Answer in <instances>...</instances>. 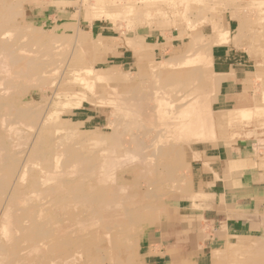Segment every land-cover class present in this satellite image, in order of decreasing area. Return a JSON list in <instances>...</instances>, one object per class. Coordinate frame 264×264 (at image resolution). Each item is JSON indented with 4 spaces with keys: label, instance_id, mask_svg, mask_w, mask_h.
<instances>
[{
    "label": "bare ground",
    "instance_id": "6f19581e",
    "mask_svg": "<svg viewBox=\"0 0 264 264\" xmlns=\"http://www.w3.org/2000/svg\"><path fill=\"white\" fill-rule=\"evenodd\" d=\"M26 1L27 0H0V225L3 224V220L10 218L12 221L11 227L13 226L14 229L11 231V234H17L10 242L6 240L2 242L0 240V264H135L137 262L135 261L136 257L133 256V244L136 240L135 237H137L139 227H144L145 223L152 224V217L159 211L158 215H160V217L164 216L167 220L171 219L169 217L168 205L163 204L161 200L165 192L163 187L167 180H165V177L156 173H158L161 168L174 171V169L179 165L181 166V164H183L182 162L185 160V157L179 159V155L184 152L179 149L173 151V149L170 150L165 147V145H160L161 140H164L163 143L165 144V140L168 142L170 139L175 140L174 138H179V144H182V146L184 144L191 146L198 142L202 144L206 143L204 139H207L209 135L215 137L214 131L217 126H221V131H224L222 133L225 134L223 136H226L225 124L231 123L232 120L236 121L239 116L246 118V116L251 113V109H249L250 111L247 113L243 110L244 108L235 109V115L230 113V109L226 113L228 114L227 118H225L226 116L212 118L209 114L204 112H196V107L191 104L189 107L185 106L186 109H181L180 111H173L172 109V111L168 112L166 107H168L167 105H169V103L163 96H159L158 99L154 98V102L155 100L157 101L155 111H157L160 117L161 115L163 116V114L166 115V112L168 115L171 114L173 117L175 116V124L173 128L169 127V125L166 126V129L163 128L164 130H160L157 133L158 141H156L155 144H158V148L156 147L157 150L154 156L150 155V158L153 160L150 159V161H152L148 164V169L155 174L151 176L150 179L148 178V181L146 180L154 189L151 188L145 191V187H143L144 190L139 188L138 190L133 189L126 192L127 188H135L138 181L144 182L145 174L142 176H139L141 174L136 175L137 173L133 174L134 177L132 180L130 179L131 181L129 182L126 176L128 177L131 172L126 171V174L119 178L114 176L115 174L113 171L119 166V162L130 154V151L125 149L123 155L115 157L117 154V147H120L117 135L123 132L130 133L129 129L136 124L135 121H145V104H147V100H149L147 99L145 101L144 91L146 90V84L144 83V87L140 85L134 87L132 84L125 85V87H127L126 89H131V92L128 94L126 100L123 101L122 99L115 102L112 110V116L115 118L112 121L113 125H116L117 128L122 126L124 131H113L114 140L107 141L106 138H102V148L98 145L100 144L99 141L92 143L85 134L83 135L75 132L71 134L67 133L66 131L72 130L74 126L61 119L58 114L59 108L55 107L57 101L55 102L52 100V102L46 105V108H43L44 105L41 108L39 107L41 105L39 102H41L42 99L39 102L25 100L29 97L33 98L28 94V92L32 90H36L39 94L47 93V91L50 90L53 97H61L63 95V93L60 92L62 89L58 88L59 85L53 88L56 79L47 77L49 72H51L48 69L47 63H44L42 61L43 59L41 60L40 57L35 58L29 54L32 52L29 50H32L33 45L44 46L42 40H45V37L44 34L39 31L31 32L24 26H21L22 29L19 28L16 13L19 10L25 9ZM110 1L97 0V4L104 5V3L107 4V2H109V4L116 3L115 0ZM194 1L196 0H182V3L179 4L184 6L181 12L179 6H177V8L175 4L170 5L174 10V18L177 17L176 22H181L183 20L187 21L188 25H190V15L192 14L186 12L194 10L192 9ZM220 2L223 3V6L233 7L234 9H232V11L235 10L236 13L239 14L240 12L241 14L243 8L242 4H238L237 2V4H235L234 0H220ZM214 5L216 4L214 3ZM259 5L261 7L260 12L263 13L264 16V0H251L247 7H245V10L250 11L255 8L259 9ZM99 13V15L103 14V12ZM178 15H180L179 18ZM108 16L111 17V15ZM244 18V30L248 33L252 43H257L260 44V47H264V36L260 34V30L254 31L250 29V21L246 16H244ZM261 18L262 20L259 24L264 31V18ZM197 20L198 19H196V21ZM144 21L143 19H138L132 23L140 25ZM150 22L151 21H149L148 24ZM155 22L157 21H154V23ZM197 25L196 23V26ZM8 26L15 27V33H11L10 35L13 36L10 38L15 43L9 39L10 31L6 29ZM215 33L217 36L214 41L211 43L210 39L207 48L204 47V49H202H206V51H202L200 54L198 53V57L195 55L200 62H203L207 58L208 60H206V63L208 65L213 64L210 48L216 44L230 43L231 41V32L228 29L222 32L216 30ZM25 35L29 36L31 43L29 42L30 44H26V46H22V44L18 45L17 40L22 36L23 38L26 37ZM189 36L193 37L192 46H189V50L196 49L195 47L197 45L195 41L199 40L201 36L196 33H192ZM242 38L243 36L239 34L234 36L233 42L235 46H239L238 40ZM70 44L72 46V43ZM127 44L132 46L134 50L142 53L148 52L149 50L147 49L146 42L141 43L138 40H129ZM102 45L103 43H91L90 49L99 52L101 51ZM44 47L38 53L44 54L46 51H49L47 46ZM251 48L252 47H250V49ZM253 48L257 47L253 46ZM259 52L260 55L264 56L262 48H260ZM220 55L222 56V54ZM92 58H94V56ZM92 58H90L91 61H94L95 59L93 60ZM190 58L192 59L194 57L191 56ZM171 59H168L169 61L161 67L159 65L151 68L152 79H154V82L157 84H166L168 81L173 80L172 85H175L178 84L180 80L185 81V79L188 83H191V78H189V76L198 77V74H200L194 67L184 70L182 73L166 71L164 66L166 67L171 64L175 66V64L179 62L183 64V61L188 60L186 55L174 58L173 60H176L174 62ZM80 61L81 58L76 59V63H80ZM191 61L194 63L195 60ZM189 63L191 64V62ZM4 70L6 71L2 72ZM88 70L89 72L92 71L91 69ZM211 71L213 73L212 68ZM186 76H188V79ZM61 79L64 81L63 78H59L58 80L61 81ZM79 79L80 77L77 76L75 80L79 82ZM91 79L98 80V77L91 76ZM218 79L216 78V83L219 85L220 80ZM83 80L86 81L85 79ZM184 81L182 83H184ZM82 84L84 85L85 83ZM135 89H137V91ZM106 95H108V93ZM83 96L77 101V105L81 104V100L84 99ZM49 99L50 98H48V100ZM113 100L114 99H111V101ZM182 102L183 100L181 104ZM149 104L150 103H148V105ZM152 107L155 109L154 106ZM255 107L257 108H253L254 110L264 113L263 104H256ZM136 117H142L144 120H135ZM249 117L251 118L250 115ZM164 119H166V117ZM165 125L163 127H165ZM140 129L143 131L141 130L142 135L138 140V144L141 147L140 149H145V134L147 135L149 130L145 133L146 129L144 126L142 128L140 127L139 130ZM234 135L237 136L240 134L236 132ZM153 138L156 140V137ZM142 157L145 160V154ZM39 162L43 163L41 170L36 169V166L40 165ZM248 165L250 167L253 164L248 163ZM144 166L145 162L142 165L143 168L137 167L136 169H145ZM239 166L241 165L234 163L233 169H240ZM76 167L80 171V174L77 175L79 178L77 179L74 178L75 175L71 176L68 174L69 171L72 169L74 170ZM211 168L213 167L211 166ZM100 172L105 173V175L100 174ZM58 173H60L59 176L57 175L56 178H53V176ZM174 176L175 175H173V177ZM104 181L109 183L108 186L103 184ZM115 181L118 182L119 188L118 186H116V189L114 188L113 182ZM184 188L187 189L186 187ZM123 189H125V191ZM122 193H126L124 198ZM37 195H42V197L38 198ZM166 195L167 194H165V197ZM115 209L119 212L116 221H111L109 217L106 218V221L102 219L104 222L100 220L104 212ZM92 223L93 225L99 223L101 231L93 232L89 230V228H92ZM73 228H75V230H73ZM11 236L12 235H10V238ZM213 255L214 264H264V243H245L242 241L238 243L235 248L217 249L214 251Z\"/></svg>",
    "mask_w": 264,
    "mask_h": 264
},
{
    "label": "rangeland",
    "instance_id": "374dc122",
    "mask_svg": "<svg viewBox=\"0 0 264 264\" xmlns=\"http://www.w3.org/2000/svg\"><path fill=\"white\" fill-rule=\"evenodd\" d=\"M115 1L116 3L109 4V2H107V4L104 3V5L97 4V0H38V2H40V5H38L39 3L35 5L32 3V1L29 0L26 1V7H36V6L37 7L39 6V8L47 7L46 10L39 11L37 15H35L34 12L25 10L26 9L25 7L24 10L17 11L16 18L19 23L18 24L19 28L22 29L21 26H24L28 31L31 32L39 31L40 33L44 34L45 40H42V44H44V46H47V48H49V51H46L47 54L38 53L44 47L41 45H37V46L33 45L32 50H29L32 52H30L29 54L34 56L35 58L40 57L41 60L43 59L42 61L44 63H47L49 67L48 69L51 71V72L48 71L49 74L47 77L51 79H56L55 83L53 84V88L56 85H59L58 88L62 89L60 92H62L63 95L61 97L58 96L53 97L50 90H48L47 93L44 94H39L36 90H32L29 91L28 94L33 98L29 97L26 98L25 100L39 102L42 99V101L39 102L41 103V105L39 106L41 108L43 105H44L43 108H46V105L49 102H52V100H54L55 102L57 101L55 107L59 108L58 114L60 115L61 119L74 126L72 130L66 132L70 134L73 132L81 133L83 135L85 134L89 138L90 142L95 143L96 141H99L100 144L98 145L100 148H102L101 147L103 142L102 138H106L107 141L114 140L113 131L115 130L119 132L124 131L122 126H119V128H117L116 125H113L112 121L115 118L114 116H112L113 113L112 110L115 102L122 99L123 101L126 100L128 94L131 92V89L130 90L126 89L127 87H125V85L132 84L134 87H138L139 85L141 87H144L146 84L145 86L146 90L144 91L145 101L147 99L149 100H147V104H145L146 105L145 106L146 116L144 118L145 121L142 122L135 121L136 124L129 129L130 133L123 132L117 135V140H119L120 147H117V151H116L117 154L115 155V157L118 155L119 156L123 155V151L125 149L129 150L130 154L119 162V166L113 171V173L115 174L114 175L115 177L119 178L122 175L126 174V171L131 172V174L128 177L126 176L128 182L131 181L132 178L134 177L133 174L136 173H137L136 175L141 174L139 176L145 174L144 182L138 181V184H136L135 188L132 187H130V189L127 188L126 192L128 190L131 191L133 189L138 190L139 188L141 190H144L143 187H145V191H148V189L151 188L154 189V187L150 186L149 182H147L148 178L150 179V177L154 176L155 174L153 171L148 169L149 166L148 164H150V162L153 160L152 158H150V155L154 156L158 148V144L157 145L155 144L156 141H158L157 138L158 131L166 129L167 128L166 126L169 125H170L169 127L173 128L175 124L174 123L175 116L173 117V115L171 114L168 115V113L166 112V115L163 114V116L161 115L160 117L157 111H155L157 101L155 100L154 102L153 99L154 98L158 99L159 96L161 97L163 96V98L169 103V105H167L169 108L166 107V109H168L167 110L168 112L172 111V109L173 111H180L181 109H186L185 106L189 107V105L191 104L194 107H196L195 110L196 112L198 111L204 112L206 114H209L212 118L219 116H226L225 118H227L228 114L226 113L228 110L222 111L221 107L214 105V103L218 100L219 85L216 83L215 75L211 71V68L213 66L208 65L206 63V60H208L207 58L203 62L197 60L198 59L197 55L198 53L200 54L202 51L203 52L206 51V49L205 50L202 49H204V47L207 48L208 46L207 44H209L210 39H211V43L214 41L215 37L217 36L215 33L216 30H219V32L227 30L226 27L228 26V23L226 22H229L230 19H235L237 20L238 27L237 30L232 33V37L238 34L240 36H243L244 41L246 42V50L248 49L247 51L252 56L253 61L257 65V70H258L257 74L254 76L252 80V82L255 83L256 87L255 89L251 88L249 92L250 94H248L247 96V99L249 101L251 100L253 103L252 105L254 106H252L251 108L243 109L246 111V113L250 111L249 109H251L250 111L251 113H249L251 118L249 117V115L246 116V118L239 116V118L236 119V121L232 120L231 123H226L225 124L226 126L224 127L226 130L225 132L227 134L226 136H223L225 134L222 133L224 131H221L220 128L221 126H217L214 131L215 137L209 135L207 139H204L206 143L202 144L201 142H198L197 144H193L191 146L193 148L195 147L197 149H200L202 147H209L211 145V142L212 144L220 143V145L225 144L233 148V154L231 155L232 158L233 157L238 158L239 156L241 158H246V159L255 157V158H259L260 160V157L261 158L264 157V113L260 111L257 112L256 110L253 109V108L255 109L257 108L255 107L256 104L257 105L263 104L264 107V56L260 55L259 52L260 48H262L264 52V47H260V44L257 43L253 44L251 38L248 36V33L245 32L243 26V21L245 19L244 16H246L251 23L250 29H253L254 31L260 30L259 31L260 34L264 36L263 28L259 24L260 21L262 20L261 17L264 18L263 13L260 12L261 11L260 5H259V9L255 8L254 10L248 11L245 10V7H247L248 3L251 2V0H234L235 4L238 3V4H242L243 6L241 10L242 15L240 14V12L239 15L238 13L235 12V10L232 11V9H234L233 7L223 6V3H221L220 0H215V1L206 0L207 2L205 0H196L194 1V4H192V9L194 10L186 12L192 14L190 15V21H191V22L189 21L190 22L189 24L191 25L190 26L188 25L187 21L182 20L181 22H176L177 17L174 18L173 15L174 10L172 9V7H170V5L175 4L176 7L179 6L181 12L184 8L183 5H179L182 3L181 2L182 0H177V1L176 0H115ZM41 3H48V4L44 5ZM214 3L216 5H214ZM99 12H103V14L99 15L100 14ZM108 15H111V17ZM179 17L180 15H178V18ZM138 19H143L145 21L140 25L132 23L133 21H136ZM196 19L198 20L196 21ZM147 21L148 22L157 21V22L153 24H150L151 23L150 22L148 24ZM196 23L198 24L197 26ZM203 25L206 27H204ZM6 29L10 31L9 39H11L13 36L10 35L11 33H15V27L8 26ZM192 33L194 34L196 33L201 37L199 38V40L195 41L196 42L195 44L199 47L196 46L195 47L196 49L189 50V46L190 47L192 46V41H193V37L189 35ZM25 36L26 37L23 38L22 36L20 37V39L17 40L18 45L22 44V46H26V44L31 43L29 40L30 39L29 36L28 35ZM129 40L132 41L138 40L141 43L146 42L147 49H149L148 52L142 53L140 51L134 50L132 46L127 44ZM70 43H72V46ZM91 43H95V44L103 43L101 51L96 52L91 50L90 49ZM253 46H256L257 48H253ZM250 47L252 48L250 49ZM210 49L212 52V48ZM182 55H186V58L188 60L186 61L181 60L183 61V64L179 62L178 63L179 65L174 63L175 66H173L172 64L167 65L166 67L164 66L166 71L182 73L184 70H188L194 67V69H197L200 73L198 74V77L189 76V78H191L190 79L191 83H188V81L185 79V81L183 80L184 83H182L183 81L180 80L179 83L175 85H172L173 80L168 81V83L166 84L163 83L157 84L156 82H154V79H152V75H151V68L153 66L160 65L161 67L165 65L167 61H169L168 59L172 58L171 60H173L174 58L181 57ZM190 55L194 58L191 59ZM195 55L197 57H195ZM93 56L94 58H92ZM78 58H81L80 63H76V59ZM90 58L95 60L91 61ZM191 60H195L196 63L195 61L193 63V61ZM174 61L176 60H173V62ZM189 62H191V64ZM88 69H91L94 72L92 71L89 72ZM5 71L6 70L2 72ZM77 76L80 77L79 82L78 80L77 81L75 80ZM91 76L98 77V80L91 79ZM59 78H63L65 82L62 81V79L61 81L58 80ZM82 78L85 79L86 81H84ZM186 78L188 79V76H186ZM82 83L85 84L83 85ZM197 89H199L200 92ZM135 90L137 91V89ZM107 93L108 95H106ZM82 96L84 97V99L81 100L80 105H77V101H79V99ZM48 98L50 99L48 100ZM184 98L186 99V101ZM111 99L114 100L111 101ZM179 100L181 101L183 100L184 104L183 102L181 104V101ZM148 103H150L149 105L151 107L148 105ZM152 106H154L155 109ZM230 111L229 112L231 114L235 115L234 112L235 109H231ZM167 116L169 117V119ZM165 117L166 119H164ZM140 119L143 118L142 117L135 118V120H140ZM164 121H166L167 123ZM168 122L170 123L172 122V123L170 124ZM164 125L165 127H163ZM143 126L146 129L145 133H147V131L149 130L148 132L149 135L145 134V149H140L141 147L138 144V140L141 137L142 135L141 133L143 130L142 129L139 130V128L140 127L142 128ZM236 132H238L240 135L235 136L234 134ZM153 137H156V140ZM174 139L175 140L170 139L168 142L167 140H165L166 141L165 144L163 143L164 140H161L160 145L162 146L165 145V147H167L170 150L173 149V151H177L179 149L182 152H185L186 149L187 150L189 149L188 148L189 146L187 147V145L185 144L183 146L182 144H179L180 142L179 138H174ZM238 143L242 145L241 147L242 151L235 150ZM144 154H145V160L142 157L144 156ZM183 157H185V155L184 153H181L179 155V159H183ZM150 159L152 160L150 161ZM144 162H145V166H144L145 169H136L137 167L143 168L142 165ZM39 163L40 165L36 166L37 170H41V168L43 167V163L42 162ZM182 163L184 165L183 164H181V166L179 165L176 169H174V171L168 169L165 170L164 168H161L159 169L160 171L156 173L165 177V180H167V182L163 187L165 192L161 200L162 203L167 204L168 207L169 206H171L172 208L177 207L179 206V203L181 201H184L186 199L189 200L198 199L200 203L205 202V199H202L203 195H201L204 193L205 190L204 188L199 187L197 184L193 182V178H192L193 172L191 171V168H189L190 164L186 163L185 160ZM253 166L255 165H251L250 167ZM243 167L244 168L249 167L248 163L239 166L240 169H242ZM238 170L239 169H236V171ZM59 174L60 173L54 175L53 178H56L57 175L59 176ZM68 174L71 176L75 175L74 178L77 179L79 178L77 177V175L80 174V171L76 167L74 170L72 169L71 171H69ZM100 174L105 175V173H101V172ZM173 175L175 176L173 177ZM103 184L105 186H108L109 183L107 181H104ZM113 185L115 189L117 188L116 186H118L119 188L117 181L113 182ZM184 187H186L187 189H185ZM123 190L125 191V189ZM165 194H167L166 197ZM125 195L126 193H122L123 198L125 197ZM37 197L38 198L42 197V195L41 196L37 195ZM163 198L166 199L164 200ZM200 203H198L197 206L196 205L193 206L194 207L196 206V208L199 207L206 208V206H202L200 205ZM197 210L199 214H202L204 212V210H200V209ZM263 211L264 210L257 212L258 224L256 225V227H258L261 230L259 231V233H257V235L251 237L230 239V241H228L226 245H221L217 249L235 248L238 245V243L242 241H244L245 243H259V242L264 243V220H263L264 212ZM118 213L119 212L117 209L111 211L108 210L104 212L103 217H101L100 220L104 222L106 221V218L109 217L111 221H116V217ZM158 213L154 217H152V221H151L153 222L152 224L145 223V226L139 227L137 231V237H135L136 240L134 241L133 244L134 246L133 256L136 257L135 261L137 262L135 264H164L163 262L160 263V261H158V263L155 262L154 256L156 253H158V251L157 252L147 251L141 245L142 235L145 233V230L150 229L148 228L149 226L158 223L160 219H162V217H160ZM169 213H171L170 209H169ZM176 213L179 214V209L176 210ZM202 215L204 216V213ZM211 215H212L211 213L210 214L208 213L207 216H211ZM221 217L222 216H218L217 218L218 220H220V222L222 221ZM11 223H12L11 219L6 218V220H3V224L0 225V240L2 242L3 241L5 242V240L10 242V240L12 241L13 237L17 235V234L15 235L14 233L11 234V231L14 230L13 226L11 227ZM208 224H209L208 220L205 219H201L200 222L197 223L198 227L201 228L203 232H205V229L207 228ZM218 226L220 228L222 226V223H218ZM91 227L92 228H89V230L93 232L101 231L99 223H97L96 225H93L92 223ZM73 230H75V228H73ZM10 235H12L11 238ZM213 260L214 257L212 258V264H214Z\"/></svg>",
    "mask_w": 264,
    "mask_h": 264
},
{
    "label": "crops",
    "instance_id": "0c3cea01",
    "mask_svg": "<svg viewBox=\"0 0 264 264\" xmlns=\"http://www.w3.org/2000/svg\"><path fill=\"white\" fill-rule=\"evenodd\" d=\"M29 1L40 5L38 0ZM46 9L47 7L36 6L26 7L25 10L37 15L39 11ZM153 23L151 21L150 24ZM237 27V20L230 19L226 27L231 32L230 43L215 45L211 52L213 74L221 84L218 87V100L214 105L221 107L222 111L254 106L247 96L251 88L256 87L252 80L257 74V65L246 50L243 39H237L239 46H235L232 33ZM241 147L238 143L235 150L242 151ZM188 148L184 152L185 160L190 164L194 183L205 190L201 194L205 202L185 198L178 208L169 206V217L172 219L167 220L163 216L159 223L145 230L141 245L147 251H158L154 256L156 263L163 260L164 264H212L213 253L218 247L226 245L230 239L255 236L261 231L256 225L257 212L264 210V157H260V160L255 157L232 158L233 148L220 143L200 149L192 146ZM234 163H252L255 166L236 171L233 169ZM198 203L206 208H196ZM178 209L179 214L176 213ZM197 209L204 210V216ZM208 213L212 215L207 216ZM218 216H222L221 222L217 219ZM201 219L209 222L205 232L197 225ZM218 223H222L220 228Z\"/></svg>",
    "mask_w": 264,
    "mask_h": 264
}]
</instances>
